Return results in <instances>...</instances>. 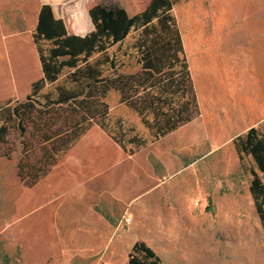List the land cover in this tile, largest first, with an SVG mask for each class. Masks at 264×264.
<instances>
[{
    "label": "rangeland",
    "instance_id": "obj_1",
    "mask_svg": "<svg viewBox=\"0 0 264 264\" xmlns=\"http://www.w3.org/2000/svg\"><path fill=\"white\" fill-rule=\"evenodd\" d=\"M149 1L70 0L62 7L68 18L74 10L79 12L76 18H81L86 14L87 5L98 3L123 7L134 15ZM174 13L191 75L197 83L201 115L174 135L176 141L185 146L190 144L188 153H183V163L187 162L188 167L176 173L169 185L173 197V210L169 211L180 217L177 225L170 218V226L177 233L169 234L166 241L159 243L153 238L147 244L155 249L164 264H264V227L249 191L252 171H258L263 181L264 173L251 156L240 160L233 144H223L239 126L264 118V106L255 110L254 103L255 98H264V0H175ZM130 40L129 37L127 42ZM127 44L122 49L114 46L109 50L110 57L116 51L119 73L141 69L126 53ZM1 50L2 47L0 101L16 90L18 96H24L28 88L25 83L42 74L41 66H36L29 50L23 49L11 58L14 61L11 69L5 51L1 53ZM98 57L94 53L91 62ZM103 68L109 70L106 73L115 70L111 63ZM12 71L19 81L25 74V83L16 86L15 79L9 76V73L13 75ZM65 72L60 82L64 81ZM239 82L245 83V90L238 88ZM24 99L26 96L11 98L13 101ZM105 100L113 120L122 118L126 125L148 135L141 117L120 103L117 92L110 91ZM259 127L264 133V123ZM198 138L201 144L194 143ZM22 141L19 131L12 128L8 142L0 144V264H19L22 255V248L15 247L17 226L2 232L3 226L14 221L16 197L24 184L17 168L22 157ZM199 184L200 191L196 192ZM131 217V226H136L138 217L145 221L147 214L134 212ZM134 233L123 239L128 241L137 235Z\"/></svg>",
    "mask_w": 264,
    "mask_h": 264
},
{
    "label": "trees",
    "instance_id": "obj_2",
    "mask_svg": "<svg viewBox=\"0 0 264 264\" xmlns=\"http://www.w3.org/2000/svg\"><path fill=\"white\" fill-rule=\"evenodd\" d=\"M174 6L175 0H150L131 15L123 7L98 3L89 9L94 30L84 36L70 33L52 5L42 4L32 35L42 76L31 84L26 99L0 104V144L8 142L12 128L23 137L17 168L25 185L32 187L48 175L94 124L132 155L199 117ZM125 44L126 53L141 66L137 72L119 73L116 51L109 56L112 47L122 49ZM94 53L100 58L91 62ZM107 63L115 70L106 73ZM112 90L120 95V103L141 117L148 135L122 118L112 119L105 100ZM232 144L240 160L251 156L264 173V133L259 126L243 131ZM249 191L264 227V181L256 170ZM129 264L164 263L140 239L129 252Z\"/></svg>",
    "mask_w": 264,
    "mask_h": 264
},
{
    "label": "crops",
    "instance_id": "obj_3",
    "mask_svg": "<svg viewBox=\"0 0 264 264\" xmlns=\"http://www.w3.org/2000/svg\"><path fill=\"white\" fill-rule=\"evenodd\" d=\"M69 1L0 0V47L11 69V58L23 49L29 50L36 66H41L32 35L42 4L52 5L70 33L86 36L94 30L91 4L81 18H76V10L68 18L62 5ZM24 75L19 81L9 73L16 86L25 83ZM41 75L27 80L24 96ZM193 82L197 92L195 78ZM237 86L245 90V83ZM9 96L0 102L24 97L18 96L17 90ZM254 103L255 110L262 109L264 98L259 96ZM263 123L264 118H259L239 126L223 144H232L237 135ZM187 124L132 155L94 124L48 175L32 187L22 184L19 188L14 221L2 225V232L17 226L15 247L22 248L19 264H129V252L137 240L151 243L154 238L160 243L169 239V234L174 236L177 231L170 226V218L177 225L180 217L169 211L173 207L170 179L188 167L183 163V153H188L190 146L176 141L174 135ZM194 143L201 144V138ZM134 212L147 214V221L138 217L136 226H131ZM125 216L129 222H124ZM133 232L137 235L128 241L123 239Z\"/></svg>",
    "mask_w": 264,
    "mask_h": 264
},
{
    "label": "built area",
    "instance_id": "obj_4",
    "mask_svg": "<svg viewBox=\"0 0 264 264\" xmlns=\"http://www.w3.org/2000/svg\"><path fill=\"white\" fill-rule=\"evenodd\" d=\"M125 220H126L127 222H129V221H130V219H129V218H127V217L125 218Z\"/></svg>",
    "mask_w": 264,
    "mask_h": 264
}]
</instances>
